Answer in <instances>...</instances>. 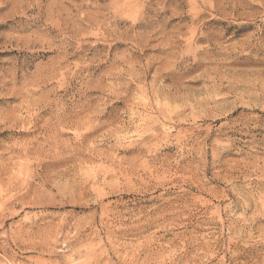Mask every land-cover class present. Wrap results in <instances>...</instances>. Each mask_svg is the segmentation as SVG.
Masks as SVG:
<instances>
[{
    "label": "rangeland",
    "instance_id": "rangeland-1",
    "mask_svg": "<svg viewBox=\"0 0 264 264\" xmlns=\"http://www.w3.org/2000/svg\"><path fill=\"white\" fill-rule=\"evenodd\" d=\"M0 264H264V0H0Z\"/></svg>",
    "mask_w": 264,
    "mask_h": 264
}]
</instances>
